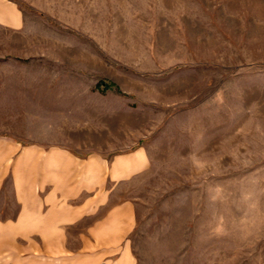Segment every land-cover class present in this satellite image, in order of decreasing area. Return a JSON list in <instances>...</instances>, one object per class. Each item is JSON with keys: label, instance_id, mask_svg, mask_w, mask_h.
Wrapping results in <instances>:
<instances>
[{"label": "rangeland", "instance_id": "1", "mask_svg": "<svg viewBox=\"0 0 264 264\" xmlns=\"http://www.w3.org/2000/svg\"><path fill=\"white\" fill-rule=\"evenodd\" d=\"M88 6L0 46V139L54 128L77 152L143 150L118 188L137 264H264V0ZM12 158L7 205L32 189Z\"/></svg>", "mask_w": 264, "mask_h": 264}, {"label": "crops", "instance_id": "2", "mask_svg": "<svg viewBox=\"0 0 264 264\" xmlns=\"http://www.w3.org/2000/svg\"><path fill=\"white\" fill-rule=\"evenodd\" d=\"M89 4L101 0H0V46L24 51L36 22L82 15ZM22 135L13 126L0 139V165L12 156L19 186L32 187L10 205L0 194V264H137L135 205L118 188L145 165L144 151L77 152L54 128L35 130L29 144Z\"/></svg>", "mask_w": 264, "mask_h": 264}]
</instances>
